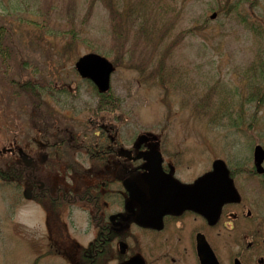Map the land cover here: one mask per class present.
<instances>
[{
    "label": "rangeland",
    "instance_id": "obj_1",
    "mask_svg": "<svg viewBox=\"0 0 264 264\" xmlns=\"http://www.w3.org/2000/svg\"><path fill=\"white\" fill-rule=\"evenodd\" d=\"M165 2L167 6L168 1ZM171 3L168 6H173L172 10L168 7L165 13L170 11L175 15L174 31L159 50L157 44L141 43L147 52L142 54V60L141 55L133 56L137 63H130L126 56V65L119 68L112 78L116 92L115 107L106 104L108 95L101 100L106 110L99 109L98 96L87 90L91 89L89 84L80 81L73 71L75 61L86 53L95 52V49L99 50L97 53L104 52L109 59L115 57L106 6L94 0H0V24L1 28L6 27V33L9 28L8 38L12 40L9 52L13 48L19 51L21 61L15 62L21 65L25 61L28 73L34 76H37V71L45 74L47 59L52 62V67L57 66V62L67 63L65 71L69 78L80 81L78 84L84 94L82 99L88 103L80 113L82 117L99 120L104 115L109 120L116 116L114 124L128 137L127 144L133 143L141 134H161L162 146L174 155L182 171L179 170L186 177L196 176L207 168L212 170L215 160H224L241 193L242 202L237 209L256 212L259 207L264 211L263 176L259 172L254 173L257 171L255 146H264V133L261 131L264 128V102L259 104L255 97L259 89L264 91V62L261 61L264 36H255L261 33L255 22L263 26L264 32V0H173ZM213 13H216L214 19L211 18ZM170 20L166 18V22ZM71 28L75 29L76 40L70 35ZM185 31L189 33L184 35ZM41 33L47 38L46 42H41ZM6 37L3 33L1 40ZM176 37L180 38L178 43L173 41ZM65 47L70 48L67 52L71 53V58L62 53ZM168 50L172 51L169 56L166 54ZM2 54L0 70L5 65L1 60ZM255 54L257 59H254ZM64 55L66 58L62 59ZM172 55L169 64L177 71L175 85H170L171 82L161 85L165 77L160 75L153 79L148 72L161 66L163 57ZM150 58L148 63L144 62ZM139 65L148 66L147 71H139L144 73L145 79L137 70L129 68ZM163 65H167L166 60ZM184 78L185 84L179 87L176 81ZM49 97L44 96L45 99ZM16 106L17 103L13 102L10 110L19 114L21 111ZM29 120L25 122L27 132L36 138L35 133L40 130ZM237 121L243 124H236ZM23 122L14 124L22 130ZM43 136L52 138L48 142H54L53 136ZM12 144L9 131L0 129V149ZM40 150L43 153L44 150ZM45 150L50 153V148ZM262 165L264 168V162ZM7 193V190H0V264H30L38 258V254L29 249L30 237L28 241L24 233L9 232V225L2 219L9 214L4 200ZM19 207L13 217L17 229L23 230L25 226L38 230L43 228V215L38 208L36 211L32 203ZM60 263L67 264L53 253L39 262Z\"/></svg>",
    "mask_w": 264,
    "mask_h": 264
},
{
    "label": "flooded vegetation",
    "instance_id": "obj_2",
    "mask_svg": "<svg viewBox=\"0 0 264 264\" xmlns=\"http://www.w3.org/2000/svg\"><path fill=\"white\" fill-rule=\"evenodd\" d=\"M76 89L79 98L57 100L60 146L56 156L60 163L44 162L37 168L29 155L34 147L27 142L25 148L18 145L15 137L7 151L0 150V160L9 156L15 161L11 167L0 161V176L11 177L0 178V190L8 191L4 200L9 210L2 219L9 225V232L24 233L28 241L30 237L29 249L38 254L30 264H39L50 253L59 255L60 261L67 264H264L263 210L237 209L242 197L240 201L224 202L217 212L206 214L175 202L170 203L171 211L164 210V192L170 193V201L186 200L173 181L196 189V183L210 170L186 177L174 155L162 146V138L154 140L159 150L152 147V140L139 148L135 142L127 144L128 137L114 124L116 116L107 120L101 115L99 120L87 117L81 121L80 113L88 103ZM106 95V104L112 107L115 90ZM101 100L99 109L103 106ZM153 149L160 152L161 162L159 173H151V182L146 174L149 159L144 154H151ZM52 152L53 149L50 153L45 150L50 157ZM158 160L156 156V164ZM251 170L254 172V168ZM40 174L47 177L41 178ZM260 176L264 180V172ZM150 182L155 195L151 194ZM128 183L137 185L133 188L135 196ZM169 184L171 187L166 186ZM18 185L21 187L16 188ZM194 193L186 196L197 203L200 192ZM152 200V210H146ZM26 203H32L42 213L44 226L40 230L27 226L17 229L13 217L19 205Z\"/></svg>",
    "mask_w": 264,
    "mask_h": 264
},
{
    "label": "trees",
    "instance_id": "obj_3",
    "mask_svg": "<svg viewBox=\"0 0 264 264\" xmlns=\"http://www.w3.org/2000/svg\"><path fill=\"white\" fill-rule=\"evenodd\" d=\"M94 1H99L104 6H106L108 10V15L110 18V26H111L110 35L113 38L112 53L115 54L113 60L115 66L118 68L123 67V65L126 63L125 62L126 56L130 63H134L136 62L133 59L134 55L135 56L137 54L141 56L142 54L146 55L147 51L144 49V46L141 45V43L143 42L145 44L150 43L152 44V46L157 44L159 50L161 44L164 43L165 45L166 39L171 35L172 31H174L176 25V20H174L175 15L173 13L172 14L170 13L173 6H168V4L172 5L171 2L173 0H167L168 1L167 6L165 0H94ZM168 7L170 8V11L167 12L166 14L165 12L167 11ZM167 17L171 19L169 22H166ZM0 20H2V15H0ZM255 23H256L255 26H257L258 29L261 31V33H256L255 36L257 37L258 35L264 36L263 26L259 25L258 22ZM187 31L191 32V30H187ZM189 32L185 31V33L182 32V34L184 33L185 35ZM3 33H4V37L5 36L7 37L6 39L4 38V40L2 41L1 38ZM9 35H10L9 28H8V32L6 33V27L3 26V28H1V24H0V53L3 52L1 60L3 64H5L2 65V70H0V86H2V88H0V128L2 131H9L10 140L12 139V137L13 138L15 137V139H17V142L19 143L21 142L20 145L22 147H24L25 142H27V145L34 147L30 151L29 155L31 154L33 163L36 164L37 168H39L41 164L44 162L60 163V159L56 156L58 152L57 148L60 146V124H58L60 119H59V115L55 111V108L52 106L51 103L48 102V100L44 98V96L50 95L52 98H57L55 94L56 93L55 88H53L52 85L48 86V82H55V83L64 82L65 77H67L65 75L66 73L65 68L66 67L68 68L67 63L63 62L61 64L57 62L58 65L52 67L53 66L52 62L48 61L47 59L45 60V64L47 65L48 68L47 72L43 74V73H38L37 71L35 73L37 76H34L33 74L28 73V67L26 66L27 63H25V61H23L24 63L21 65L20 63L15 62L17 60L21 61V55L19 51H16L14 48L13 49L15 50V52L13 49L11 50V52H9L8 46L12 44L11 42L12 40L8 38ZM70 35L73 36V40L77 39L74 28L70 29ZM39 38L41 39V42L47 40V38L42 36V33L40 34ZM173 41H177L178 43L180 41V38L176 37V39ZM173 41H171L170 44H172ZM175 45L173 46V49L175 48ZM69 49L70 48L65 47V52L62 53L66 55L68 54L70 56L69 58H71V53L67 52L69 51ZM96 51L99 52L98 49H95V52ZM153 52H155V49H153ZM100 53L105 55L104 52L102 51H100ZM116 53H118V55ZM171 53L172 51L170 50L166 52L168 56L171 55ZM262 54L263 56L261 61L264 62V52ZM65 58L66 57L64 55L62 59ZM171 58H173V55L167 58L163 57L160 62L161 66H157L151 72L150 71L148 72V74H150L149 76L152 77L153 79H156L160 77V75H163L165 78H164V82H160L161 85L170 82H171L170 85L171 84L175 85L174 78H176L177 71L175 72L174 67L169 64V60ZM142 59L143 56L141 60ZM254 59H257L256 54ZM150 60L151 58L144 62L148 63V61ZM165 60L167 62V65L164 66L163 63ZM250 62L251 61H249L248 63ZM147 67H148L147 65H139L136 67L129 66V68L137 70L138 72L147 71ZM251 67L252 66H250V68ZM263 69L264 66L262 70ZM140 72H139L140 76L145 79L144 73H140ZM147 79L151 80L150 78ZM185 81L186 79L184 78L182 81L179 82L176 81V84L180 87L181 85L185 84ZM60 92H68V89L61 90ZM76 96L77 94L73 95V97ZM51 97H49L48 99H51ZM255 97L257 98L258 103L262 104L264 102V91L259 89ZM261 98H263L262 101H260ZM5 101H7V103H5ZM13 102H15V105L17 103L16 107H18V109H21L23 113L22 117L19 116L21 118L18 121L14 120L11 116L12 110H10V105L11 104L13 105ZM114 107H115V103H112V108ZM101 109L106 110V107H101ZM28 119L33 121L32 123L33 127L40 130L35 133V135L37 136L36 138L30 136L29 132H27V127L25 125V122L28 123ZM16 122H19V124L23 122V127L21 128L22 130H20V127L18 125L14 124ZM236 124L241 125L243 124V122L237 121ZM261 131L262 133H264V128H261ZM23 134H26V137L22 136ZM42 134L53 136L54 138L53 143L55 144L48 142L52 140V138L46 139L47 136H43ZM40 148L42 149V151L43 150L45 151V148H50V150L53 149V152L51 153V157L48 156V154L45 153L44 151L42 153ZM4 157L6 158L1 159V162H6L8 163L6 165L11 167L12 163L15 162L14 159L11 158L7 159V157L9 156H4ZM6 170H8L9 172L8 167H6ZM38 173H41V171L38 170ZM40 176L41 178L47 177L42 174H40ZM0 178L10 179L11 177L0 176ZM20 187L21 185L16 186V188H20Z\"/></svg>",
    "mask_w": 264,
    "mask_h": 264
},
{
    "label": "water",
    "instance_id": "obj_4",
    "mask_svg": "<svg viewBox=\"0 0 264 264\" xmlns=\"http://www.w3.org/2000/svg\"><path fill=\"white\" fill-rule=\"evenodd\" d=\"M76 67L83 77H87L93 80V82L99 87L101 91H107L110 88V77L114 70V67L113 64L110 61H108L105 57H102L94 53L84 55L78 60V62L76 63ZM146 138H147L146 136H142L140 140L142 141L145 140ZM254 155H255V162L258 171L261 173L264 172V169L262 167V163L264 161L263 148L261 146H257L255 148ZM156 156H159V153L152 152L151 154L144 155V158L149 159L146 167H148L150 173L158 169L160 159L156 164L155 161ZM214 166H215L214 171L208 174L206 177H204L201 181H199L196 189L201 190L202 183H204V185H207L209 187V191H211V188H213L212 198L214 202H216V210H217L219 209L217 204L220 205L223 202L235 201L238 199V196L234 189L232 180L229 176V172L226 168L225 162L223 160H216L214 162ZM148 179L152 182L153 177L150 175L148 176ZM151 182L149 184L152 188L153 185ZM127 185L132 193V196H135L133 188L136 189L137 185L135 183H128ZM186 190L188 189L185 188L184 191ZM209 200H211L210 197ZM199 201H201L200 198ZM162 202H167L170 205V202L167 199L166 201H162ZM153 203H154L153 200L150 201L148 203V206H152ZM181 203L182 201L176 202L177 205H180ZM184 203L189 207L194 206V204H192L191 201H189V199H186ZM198 205L200 207L198 209L200 212L205 213L207 211V209L201 203H198Z\"/></svg>",
    "mask_w": 264,
    "mask_h": 264
}]
</instances>
